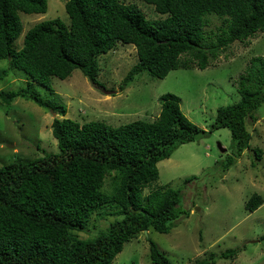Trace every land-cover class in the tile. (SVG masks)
Returning a JSON list of instances; mask_svg holds the SVG:
<instances>
[{"label":"trees","instance_id":"trees-1","mask_svg":"<svg viewBox=\"0 0 264 264\" xmlns=\"http://www.w3.org/2000/svg\"><path fill=\"white\" fill-rule=\"evenodd\" d=\"M63 1L69 23L59 18L36 23L16 50L13 43L23 28L20 12L43 13L47 0H0V59L50 94L51 77L65 79L74 69L97 84L98 56L118 43L134 45L138 57L123 78V89L143 72L163 78L178 67L204 69L231 43L264 31V0H142L154 7L160 15L156 18L125 0ZM210 16L219 21L213 29H207ZM7 74L8 69L0 70V80ZM238 77L240 99L218 107L212 124L213 129L227 127L233 141L223 170L250 148L246 121L256 119L253 112L264 101V56L251 57ZM30 81L18 90H1V101L9 104L22 97L62 116L51 122L57 150L0 166V264H112L124 243L139 232L153 228L168 233L187 214L179 207L178 189L164 185L143 193L158 178L159 161L206 133L183 114L175 94L161 96L153 120L112 126L65 117V105L42 97ZM255 152L261 156V149ZM262 203V196L254 193L245 207L254 211ZM106 206L119 217L95 237H79L91 215ZM148 241L152 263L171 264ZM239 251L210 253L194 264L235 258Z\"/></svg>","mask_w":264,"mask_h":264},{"label":"rangeland","instance_id":"rangeland-1","mask_svg":"<svg viewBox=\"0 0 264 264\" xmlns=\"http://www.w3.org/2000/svg\"><path fill=\"white\" fill-rule=\"evenodd\" d=\"M125 1L136 3L150 18L160 16L152 5L142 0ZM20 18L23 28L13 43L16 50L22 47L26 31L36 23L52 18L69 23L63 0H47L45 12H20ZM218 23L216 17L210 16L207 29ZM256 55L264 56V31L248 41L231 43L204 69L178 67L163 78L143 72L121 89L123 78L138 57L134 45L118 43L98 56L97 84L74 69L65 79L51 77L53 94L27 79L21 70L9 68L7 59H0V70L8 69L7 76L0 80V91L18 90L30 81L42 97H53L65 105V117L79 123L99 120L112 126L137 119L153 120L159 114L161 96L167 92L175 94L183 114L206 133L180 144L169 158L159 161L158 178L143 193L164 185L178 189L179 207L187 214L181 215L168 233L153 228L139 232L124 243L112 264H155L150 260L148 239L155 242L171 264H194L210 253L218 254L230 248H240L237 256L216 258L214 264H264V238L261 239L264 235V101L253 112L256 119L246 121L251 134L250 148L236 157L227 170L221 166L233 154L230 130L212 128L217 108L240 99L238 76ZM53 117L62 116L30 99L16 97L7 104L0 98V166L55 152ZM218 144L224 151H220ZM256 148L261 149L260 157L256 156ZM186 178L191 179L185 182ZM105 181L108 188L110 180ZM254 193L262 196L263 203L248 211L245 203ZM114 210L106 206L94 212L87 229L78 233L79 237L98 235L119 217L111 213Z\"/></svg>","mask_w":264,"mask_h":264},{"label":"water","instance_id":"water-1","mask_svg":"<svg viewBox=\"0 0 264 264\" xmlns=\"http://www.w3.org/2000/svg\"><path fill=\"white\" fill-rule=\"evenodd\" d=\"M218 146H219V149H220V151L222 152V151H224V147H222L220 144H218ZM145 232H146V230H144Z\"/></svg>","mask_w":264,"mask_h":264}]
</instances>
